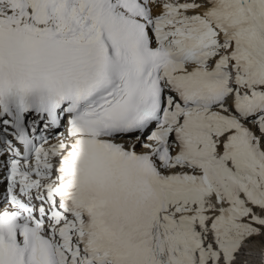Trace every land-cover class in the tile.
<instances>
[{
  "label": "snow or ice",
  "instance_id": "snow-or-ice-1",
  "mask_svg": "<svg viewBox=\"0 0 264 264\" xmlns=\"http://www.w3.org/2000/svg\"><path fill=\"white\" fill-rule=\"evenodd\" d=\"M0 264H264V0H0Z\"/></svg>",
  "mask_w": 264,
  "mask_h": 264
}]
</instances>
